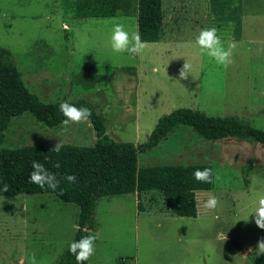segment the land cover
Returning a JSON list of instances; mask_svg holds the SVG:
<instances>
[{
	"label": "rangeland",
	"instance_id": "1",
	"mask_svg": "<svg viewBox=\"0 0 264 264\" xmlns=\"http://www.w3.org/2000/svg\"><path fill=\"white\" fill-rule=\"evenodd\" d=\"M111 1L116 17L88 18L81 11L86 0H0V47L41 101L86 100L104 117L111 139L136 146L161 118L183 108L237 116L264 130V0H163L166 37L146 43L140 56L111 48L116 23L138 32L137 0ZM212 27L226 49L237 45L227 68L196 43ZM186 61L191 74L181 80ZM95 141L89 121L51 128L25 113L12 119L1 148ZM194 164L212 165L215 175L214 188L197 193L196 218L173 214L157 192L141 195L142 211L135 194L102 198L88 263L253 264L250 256L264 252L257 248L264 229L254 215L264 197V148L234 138L207 141L181 125L139 153L140 168ZM248 164L247 186L242 168ZM211 196L219 200L215 209L204 206ZM79 211L51 194L0 198V264H30L33 253L38 264H57L74 241Z\"/></svg>",
	"mask_w": 264,
	"mask_h": 264
},
{
	"label": "trees",
	"instance_id": "2",
	"mask_svg": "<svg viewBox=\"0 0 264 264\" xmlns=\"http://www.w3.org/2000/svg\"><path fill=\"white\" fill-rule=\"evenodd\" d=\"M106 1V0H105ZM112 3L110 0L109 5ZM138 33L145 43H158L164 39L163 0H137ZM68 102L78 108L91 110L88 120L96 141L93 146L63 145L59 154L50 152L54 145L24 146L2 149L6 132L13 118L30 113L36 120L54 128L65 119L59 106ZM181 125L191 127L201 138L218 141L234 138L259 144L264 148V130L240 120L237 116L213 117L192 109H178L164 116L153 133L139 146L133 143L116 142L107 133L104 117L86 100H60L47 104L33 94L25 84L22 74L9 50L0 47V198L22 194H51L58 199L76 204L80 211L74 241L91 235L97 237L96 210L98 202L105 197L136 194L138 208L142 211L141 195L157 192L162 195L171 212L182 218L198 216L197 193L210 191L215 185L214 168L207 164L163 165L139 167V153L151 151L173 134ZM39 161L54 173L59 186L53 191L45 186L29 182L32 162ZM56 163L60 164L56 168ZM212 170V182L197 181L196 170ZM252 165L242 168L245 185H249ZM75 175L76 182L64 179ZM9 186L3 192L4 185ZM97 239L95 240V243ZM253 264H264V252L251 255ZM57 264H77L69 247ZM83 264H88V260ZM122 264V263H119Z\"/></svg>",
	"mask_w": 264,
	"mask_h": 264
},
{
	"label": "clouds",
	"instance_id": "3",
	"mask_svg": "<svg viewBox=\"0 0 264 264\" xmlns=\"http://www.w3.org/2000/svg\"><path fill=\"white\" fill-rule=\"evenodd\" d=\"M67 28V25L64 26ZM196 43L199 45L202 54H206L208 57L212 58L218 65L225 68L234 63L232 57L233 52L236 49V43H230L227 49L223 46L220 37L217 35V29L215 27L205 28L200 31ZM111 48L113 52L119 54L127 52L130 56H140L144 53L146 49V43L141 40L140 34L138 32L130 34L125 30V26L122 23H116L112 30L111 35ZM192 65L186 61L184 65L179 69V78L185 80L191 74ZM154 72L159 71V67L153 68ZM59 111L63 114L65 119L62 121L64 125H69V123L79 124L81 122H87L92 113L88 108H78L68 102H64L59 106ZM63 147L62 142L56 143L50 152H55L59 154ZM56 168L60 167L59 163H56ZM32 172L29 174V182L38 185L41 189L45 186L51 188L53 191L59 186V180L57 176L49 172L43 163L39 161L32 162ZM194 177L197 181L212 182V170L204 169L196 170ZM68 183L74 184L76 182L75 175H67L64 177ZM216 179L219 180L220 177L217 175ZM3 192L9 191V186L4 185ZM219 204V200L215 196H211L206 202L205 207L208 209H215ZM255 224L260 229H264V197H261L258 201V206L254 212ZM96 236L87 235L82 237L79 241H73L69 245V252L75 256L77 264H83L84 261L90 259V257L95 252V240ZM227 235H223V240L226 241ZM257 248L259 251H264V239L258 242ZM251 251V249H250ZM30 264H38L36 256L33 253L30 258Z\"/></svg>",
	"mask_w": 264,
	"mask_h": 264
},
{
	"label": "crops",
	"instance_id": "4",
	"mask_svg": "<svg viewBox=\"0 0 264 264\" xmlns=\"http://www.w3.org/2000/svg\"><path fill=\"white\" fill-rule=\"evenodd\" d=\"M86 1L87 2L84 3L83 8L81 9V11H82V13H83V15L85 17H88V18L89 17L90 18H95V17L96 18H113V17H116L117 16V15L112 16V14L110 12V9H109V2H110V0H106V1L105 0H86ZM205 16L207 18V15L206 14H205ZM164 25H165V13H164ZM67 28H68V26H67ZM166 32H167L166 29H164V35H165L164 36V39L166 37ZM43 102H45L47 104L53 103V102H48V101H43Z\"/></svg>",
	"mask_w": 264,
	"mask_h": 264
},
{
	"label": "water",
	"instance_id": "5",
	"mask_svg": "<svg viewBox=\"0 0 264 264\" xmlns=\"http://www.w3.org/2000/svg\"><path fill=\"white\" fill-rule=\"evenodd\" d=\"M248 251H246V253H247Z\"/></svg>",
	"mask_w": 264,
	"mask_h": 264
}]
</instances>
